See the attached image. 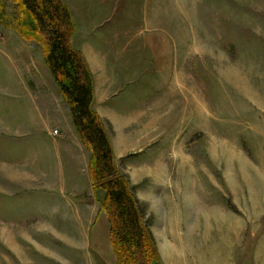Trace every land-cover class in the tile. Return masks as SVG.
<instances>
[{
	"label": "rangeland",
	"instance_id": "rangeland-1",
	"mask_svg": "<svg viewBox=\"0 0 264 264\" xmlns=\"http://www.w3.org/2000/svg\"><path fill=\"white\" fill-rule=\"evenodd\" d=\"M62 1L162 264L263 256L264 0ZM90 157L42 48L0 27V264H115Z\"/></svg>",
	"mask_w": 264,
	"mask_h": 264
},
{
	"label": "trees",
	"instance_id": "trees-1",
	"mask_svg": "<svg viewBox=\"0 0 264 264\" xmlns=\"http://www.w3.org/2000/svg\"><path fill=\"white\" fill-rule=\"evenodd\" d=\"M0 27L14 29L42 48L72 125L91 152L89 178L93 189L104 193L102 209L110 221L115 264H162L144 211L116 169L107 133L92 109L93 78L82 54L72 47L76 27L67 6L62 0H0Z\"/></svg>",
	"mask_w": 264,
	"mask_h": 264
},
{
	"label": "crops",
	"instance_id": "crops-1",
	"mask_svg": "<svg viewBox=\"0 0 264 264\" xmlns=\"http://www.w3.org/2000/svg\"><path fill=\"white\" fill-rule=\"evenodd\" d=\"M74 48L78 49L75 46H74ZM101 61L102 62H101V65L98 67L99 68L98 71L101 73L103 72L104 76L108 79V61H105V59H102ZM89 70H90L92 76L95 75V73L97 72V70L95 68H93L92 66H89ZM107 79H105V80H107ZM94 96H95V93H94ZM257 257L258 258H256V256L253 257L252 259L250 258L248 264H264V259H263L264 255L263 256L258 255ZM234 264H239V262H235ZM244 264H246V263H244Z\"/></svg>",
	"mask_w": 264,
	"mask_h": 264
}]
</instances>
